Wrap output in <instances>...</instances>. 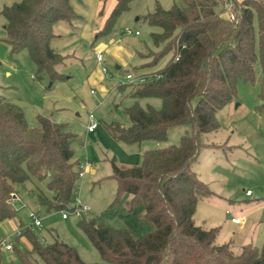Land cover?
Masks as SVG:
<instances>
[{"label":"trees","instance_id":"trees-1","mask_svg":"<svg viewBox=\"0 0 264 264\" xmlns=\"http://www.w3.org/2000/svg\"><path fill=\"white\" fill-rule=\"evenodd\" d=\"M132 1H114L95 39L111 32ZM107 2L101 0L100 15ZM232 2L231 20L224 15L223 0H175L168 9L157 4L145 14L143 19L159 29L152 33L158 49L139 51L142 63L133 70L147 79L128 81L117 89L136 100L158 97L161 107L135 101L123 108L128 124L102 122L112 138L127 144L165 142L170 127L191 126L178 144L143 150L140 164L120 165L111 159V177L117 182L114 203L129 194L126 207L133 212L143 204L140 218L153 230L136 236L131 228L83 214L79 226L101 257L89 263L76 246L59 238L41 242L29 225L15 235L13 244L22 264H36L33 256L43 264H264V239L262 247L246 243L235 252L230 242H216L218 228L207 229L195 221L199 201L215 193L192 168L201 148L214 146L203 136L219 130L217 113L236 98L239 80L258 81L264 104V0ZM1 14L12 53L27 49L41 78H64L57 67L66 56L51 41L58 22L79 17L72 0H13ZM37 122L29 124L18 104L0 96V223L16 216L15 196L33 178L48 177L49 194L37 190L40 205L72 210L80 165L71 145L73 134L49 116L39 115Z\"/></svg>","mask_w":264,"mask_h":264},{"label":"rangeland","instance_id":"rangeland-1","mask_svg":"<svg viewBox=\"0 0 264 264\" xmlns=\"http://www.w3.org/2000/svg\"><path fill=\"white\" fill-rule=\"evenodd\" d=\"M100 1L72 0L79 17L70 24L60 26L61 30L57 25L56 37L51 41V45L66 56L57 67L64 78L50 79L49 75L40 77L27 49L12 53L11 46L5 41L7 31L1 10L5 5L12 4L13 0H0V96L18 104L24 110L29 124L37 126L39 115L49 116L52 120L63 123L66 130L73 134L71 145L75 159L81 162L90 160L94 167L91 175L84 181L79 178L76 187V195L90 208V213L85 217H97L113 224L114 216L120 219V215L130 211L123 199H129V194L121 202L114 203L117 182L111 177V159L115 157L120 165L140 164L141 154L133 158L130 156L132 150L141 148L143 151L146 148L178 144L181 137L191 131V126L170 127L165 142L146 140L133 144L114 140L104 128L102 122L116 120L128 124L129 119L123 113V108L135 101L142 106L151 104L161 107V99L158 97L136 100L120 93L117 86L127 83V72L134 68L135 62L142 61L139 51L158 49L152 40V33L159 29L149 25L143 16L153 11L157 4L168 9L175 0H133L130 9L120 15L111 32L95 39L96 31L102 26L115 0H108L102 15L99 14ZM137 31L139 34H136ZM116 40L135 51L134 60L117 69L116 64L119 63L108 55L103 62L108 69L104 84H93V73L100 67L95 51L101 43L110 44V41ZM168 57L169 55L163 58L156 68L162 67ZM108 83L110 92L104 97L100 87ZM259 89L258 81H238L236 98L217 113L221 125L219 130L202 138L204 142L213 143L214 146H203L197 160L192 163V168L197 171L200 179L215 191L210 196V202L201 201L198 205L196 221L218 228L217 240L222 243L230 242L235 252H239V246L245 240L262 247L264 239V104L260 100ZM90 111L95 114L100 125L93 134L87 132ZM47 181L48 177L43 180L33 178L26 183V189L20 192V198L14 200L17 214L13 218L21 222L22 229L30 225L43 243L59 238L66 244L76 246L86 262L101 261L99 252L79 226L82 215L71 209L47 210L40 205L37 190L41 189L49 194ZM247 190L253 192L252 197L246 196ZM256 197L260 199H253ZM248 203L257 204V207L249 214L240 213V209H244ZM141 206L130 213L140 221L138 225L143 229L142 232H145L148 225L153 230L152 224L140 218L143 212ZM30 211L41 216L42 224L39 227H35L30 219ZM227 211L234 216L241 214L244 221L239 225L233 224ZM63 213H67V218L62 217ZM128 219L126 217L125 221L128 222ZM7 222L0 223V261L4 264H22L13 250L16 229L11 224L7 226ZM148 232L150 231L146 233ZM143 234L145 233H141ZM4 241L11 242V250L5 249ZM22 243L27 245L24 241ZM32 259L36 264H43L37 256Z\"/></svg>","mask_w":264,"mask_h":264},{"label":"crops","instance_id":"crops-1","mask_svg":"<svg viewBox=\"0 0 264 264\" xmlns=\"http://www.w3.org/2000/svg\"><path fill=\"white\" fill-rule=\"evenodd\" d=\"M101 2V1H100ZM78 14V13H77ZM79 15V14H78ZM71 22H66V21H60V22H58L57 24H56V26L58 25V28L61 30V27L60 26H64V24H70ZM55 29H56V27H55ZM58 29V30H59ZM112 41V40H111ZM109 42L110 44H107V43H105V42H103V43H101L100 44V46H99V48L97 49V51H100V52H104V57H107L108 55H110L111 57H113L114 59H115V61L116 62H118L119 64H116V65H120V69L122 68V65H124V64H130L131 63V61H133L134 60V58H135V54H134V52L135 51H133V50H131L130 48H128L123 42H121L120 40H116V42ZM56 49V48H55ZM102 50H104V51H102ZM59 52V51H58ZM130 62V63H129ZM142 63V61H140V62H135L134 63V67L135 66H137V65H140ZM100 65V64H99ZM100 68V69H99ZM97 70H95V72L93 73V76H92V81H93V84H104L103 82H104V80H105V72L106 71H103L102 70V67H101V65H100V67H99ZM139 72H147V71H149V70H147V69H140V70H138ZM128 72H136V71H134L133 69L131 70V71H128ZM110 84L108 83V85H101V87H100V89H101V91H102V95L104 96V97H106L108 94H109V92H110V90H109V86ZM91 91H93V89H91ZM95 91V90H94ZM95 93V92H94ZM88 118V117H87ZM88 120V119H87ZM88 125H89V121H88ZM99 126L100 125H98V127L96 128V129H94L93 131H88V127H87V132L89 133V134H93V133H95V131L97 130V129H99ZM105 130V129H104ZM115 140V139H114ZM147 149V148H146ZM129 151V150H128ZM142 150H141V148H139V149H134V150H132V152H131V155L130 156H132L133 158H135V157H139L140 156V154H141V156H142ZM81 162V161H80ZM93 170H94V167L93 168H91V169H89V171H88V173L86 174V176L83 178L84 180H85V178H87L88 177V175H91V172H93ZM196 171V170H195ZM197 172V171H196ZM198 174V173H197ZM82 179V180H83ZM83 180V181H84ZM215 192V191H214ZM263 193H264V191H263ZM215 194V193H214ZM246 194V193H245ZM216 195H218V193H216ZM213 196V195H212ZM246 196L247 197H250V196H248L247 194H246ZM253 196V195H252ZM251 196V197H252ZM17 197V199L18 198H20V196H16ZM125 197V196H124ZM129 197H130V195H129ZM128 198V197H127ZM127 198L125 197V198H123L124 199V201H126L127 200ZM253 199H256V200H258V199H260V197H256V198H253ZM210 200H211V197L209 196V197H205V198H203V199H201L200 201H199V203H198V205L200 204V202L201 201H206V202H210ZM123 201V202H124ZM263 201V203H264V200H262ZM261 201V202H262ZM261 202H260V204H261ZM139 205H142L141 206V208L144 210V206H143V204H139ZM139 205H137L136 207H138ZM259 205V204H258ZM264 205V204H263ZM246 207H244V209H240V213H242V214H249V212L250 211H252V210H254V208H256L257 207V204H255V205H251V203L249 204H246L245 205ZM136 207L134 208V209H136ZM142 210V211H143ZM128 211V210H127ZM196 213H197V211H196ZM196 213H195V221H196ZM132 213H127V214H122V215H120L121 216V218L119 219V218H117V216H114V218H112V223L113 224H110L109 222H107L108 224H110V225H112V226H114V227H118V228H120V227H128V228H131L132 229V231L135 233V235L136 236H142L141 235V233H145L146 234V232L147 231H152V227L150 226V225H148L146 228V230H145V232H142L143 231V229L138 225L139 223L138 222H140V221H138L137 219H136V217H134V216H132L131 215ZM226 214H228V213H226ZM236 214V213H235ZM229 215V214H228ZM119 216V217H120ZM128 217L129 219H128V222H126L125 220H126V217ZM230 216V215H229ZM236 216H241V214H236ZM125 218V219H124ZM132 218V219H131ZM230 221H231V217H230V219H229ZM6 221H8L7 223H6V225L8 226V224H11V226L13 227V229H16L15 230V233L17 232V231H20V229H21V227H22V224H21V222H18L17 221V219H15V218H13V219H8V220H5V221H3V222H6ZM232 222V221H231ZM196 223H197V221H196ZM233 224H237V225H239L240 223H234V222H232ZM264 223V222H263ZM197 224H199V223H197ZM199 225H202L203 227H205V228H207V229H209V228H215L214 226H206V225H204V224H199ZM139 227L141 228V232H139ZM218 234H219V232H218ZM218 234H217V237H218ZM16 235V234H15ZM144 235V234H143ZM216 237V242L217 243H219V244H222V242H219ZM252 237V236H251ZM21 238V240L22 241H24L25 243H27L26 242V240H25V237H20ZM246 239H252V238H246ZM248 241V242H247ZM246 243H250L249 242V240H245V242H243L240 246H239V249L241 248V246L243 245V244H246ZM252 243V242H251Z\"/></svg>","mask_w":264,"mask_h":264},{"label":"built area","instance_id":"built-area-1","mask_svg":"<svg viewBox=\"0 0 264 264\" xmlns=\"http://www.w3.org/2000/svg\"><path fill=\"white\" fill-rule=\"evenodd\" d=\"M223 1L225 3V11H224L225 16L230 20L234 19L235 9L233 8L234 4H233L232 0H223ZM136 34H139V32L137 31ZM95 55H96V59H97L98 63L102 67V70L107 71L108 70L107 67L103 64V62L105 60L103 52L96 50ZM178 58H179V55L176 56V59H178ZM126 78L128 79V81H131V82H144L147 79V76L145 74H142V73L127 72ZM92 92H94V90ZM88 121H89L88 131H93L99 125L95 114L91 111L88 113ZM92 167H93V162L90 160H84V161L80 162V165L78 167L79 178L83 179L86 176V174L88 173L89 169H91ZM246 194L248 196H252L253 192L251 190H247ZM72 210L77 212L80 215H83V214L87 215L90 213L89 206L84 205L80 201V199L77 195L75 196L74 202L72 204ZM227 213L230 215L231 221L234 223H242L244 221L243 217H241V216H234L229 211H227ZM29 217H30V219H32V222H33L35 227H39L42 224L41 216L38 213H36L35 211H30ZM62 217L67 218V213H63ZM15 234H20V231H17ZM3 245H4L5 249H7V250L12 249L11 242L4 241Z\"/></svg>","mask_w":264,"mask_h":264},{"label":"water","instance_id":"water-1","mask_svg":"<svg viewBox=\"0 0 264 264\" xmlns=\"http://www.w3.org/2000/svg\"><path fill=\"white\" fill-rule=\"evenodd\" d=\"M116 68H117V69H120V65H116Z\"/></svg>","mask_w":264,"mask_h":264}]
</instances>
